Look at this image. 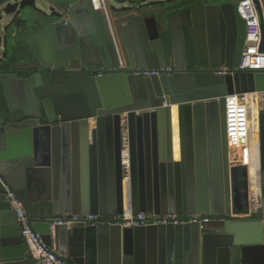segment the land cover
Masks as SVG:
<instances>
[{"label":"water","instance_id":"1","mask_svg":"<svg viewBox=\"0 0 264 264\" xmlns=\"http://www.w3.org/2000/svg\"><path fill=\"white\" fill-rule=\"evenodd\" d=\"M109 1L119 72L89 0H0V176L33 232L67 264H264V111L250 169L230 167L224 132V97L264 93V72H215L240 60L236 5ZM164 66L172 74H135ZM124 209L225 221L50 233L62 217ZM0 264H34L1 183Z\"/></svg>","mask_w":264,"mask_h":264},{"label":"built area","instance_id":"2","mask_svg":"<svg viewBox=\"0 0 264 264\" xmlns=\"http://www.w3.org/2000/svg\"><path fill=\"white\" fill-rule=\"evenodd\" d=\"M92 12L101 14L105 20L108 34L112 41L116 58V67L112 72L127 69L125 56L119 45L111 25L108 0H89ZM263 10V9H262ZM236 14L245 23L244 46L237 66L229 69L226 66L218 67L215 72L220 75L233 72H264V53L260 51L261 28L258 15L252 0H239L236 4ZM264 23V10L262 12ZM173 68L164 66L150 70H136V75L152 76L172 74ZM257 94V93H255ZM259 94V95H263ZM253 94L228 95L224 97V132L228 151V161L231 166H245L248 169L255 166L258 161V135L257 142H252V129L250 127ZM3 192L9 200L14 211L17 223L21 229V237L27 246V255L34 264H67L65 258L55 252L54 248H48L33 232L25 207L17 197L12 187L0 176ZM229 218H236L230 215ZM216 221H225V218H213L204 215L178 216L176 214H142L132 215L130 210L124 209L122 215L114 216H67L54 220L50 224L52 234L56 226L67 228L82 224L83 226H120L121 228H136L148 226H183L186 224H198L200 228L211 225Z\"/></svg>","mask_w":264,"mask_h":264},{"label":"bare ground","instance_id":"3","mask_svg":"<svg viewBox=\"0 0 264 264\" xmlns=\"http://www.w3.org/2000/svg\"><path fill=\"white\" fill-rule=\"evenodd\" d=\"M259 94H253L251 95L252 98V103L250 105V109H251V120H250V127L252 129V136L255 137V142H257V135H258V114H259V107H258V103H257V96ZM172 119H173V124L174 127L176 129V108H173L172 110ZM175 156H177V140H176V145H175Z\"/></svg>","mask_w":264,"mask_h":264},{"label":"crops","instance_id":"4","mask_svg":"<svg viewBox=\"0 0 264 264\" xmlns=\"http://www.w3.org/2000/svg\"><path fill=\"white\" fill-rule=\"evenodd\" d=\"M162 1H165V0H155L154 2H156V3H158V2H162ZM260 2H261V5H262V8H263V10H264V0H260ZM108 5L109 6H111L112 4L110 3V1L108 0ZM113 15L111 14V12H110V19H111V25H112V20H113ZM112 29H113V27H112ZM94 127V125L91 123V126H90V130L92 129ZM252 142H253V144L255 143V137H253L252 136ZM63 181V185H62V187H61V192H62V195H63V193H64V190H65V187H64V180H62ZM67 187V186H66ZM69 187H72V183H71V186H70V182H69ZM67 190V189H66ZM71 190V189H70Z\"/></svg>","mask_w":264,"mask_h":264},{"label":"flooded vegetation","instance_id":"5","mask_svg":"<svg viewBox=\"0 0 264 264\" xmlns=\"http://www.w3.org/2000/svg\"><path fill=\"white\" fill-rule=\"evenodd\" d=\"M166 1V0H165ZM239 0H209V2L211 3V4H213V5H218V4H220V3H222V4H226V3H230V4H232V5H236L237 4V2H238ZM241 49V48H240ZM243 50V49H242ZM240 51V50H239ZM242 52V51H241ZM240 56H241V53H240Z\"/></svg>","mask_w":264,"mask_h":264},{"label":"rangeland","instance_id":"6","mask_svg":"<svg viewBox=\"0 0 264 264\" xmlns=\"http://www.w3.org/2000/svg\"><path fill=\"white\" fill-rule=\"evenodd\" d=\"M254 99V98H252ZM257 103L259 107V112L264 111V94L257 96Z\"/></svg>","mask_w":264,"mask_h":264}]
</instances>
